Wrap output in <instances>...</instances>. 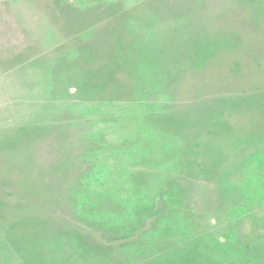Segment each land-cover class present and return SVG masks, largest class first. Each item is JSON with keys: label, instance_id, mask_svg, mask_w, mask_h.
I'll use <instances>...</instances> for the list:
<instances>
[{"label": "rangeland", "instance_id": "374dc122", "mask_svg": "<svg viewBox=\"0 0 264 264\" xmlns=\"http://www.w3.org/2000/svg\"><path fill=\"white\" fill-rule=\"evenodd\" d=\"M0 264H264V0H0Z\"/></svg>", "mask_w": 264, "mask_h": 264}]
</instances>
